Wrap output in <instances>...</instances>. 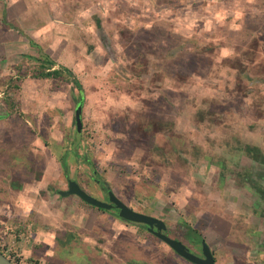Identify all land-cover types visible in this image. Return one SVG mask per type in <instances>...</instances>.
<instances>
[{"label":"rangeland","instance_id":"1","mask_svg":"<svg viewBox=\"0 0 264 264\" xmlns=\"http://www.w3.org/2000/svg\"><path fill=\"white\" fill-rule=\"evenodd\" d=\"M29 37L82 83L78 147L81 91L33 77ZM247 143L264 153V0H0V235L15 250L42 264H196L117 210L58 195L67 172L167 217L175 236L181 220L195 227L217 264L263 262L264 247L262 258L246 248L264 207L236 199L227 170Z\"/></svg>","mask_w":264,"mask_h":264},{"label":"flooded vegetation","instance_id":"2","mask_svg":"<svg viewBox=\"0 0 264 264\" xmlns=\"http://www.w3.org/2000/svg\"><path fill=\"white\" fill-rule=\"evenodd\" d=\"M240 152H241L240 157H242L243 159L241 158L242 160L238 161L239 162V163H237L238 166H236V168H234V169H229L226 167L227 170L229 171L228 175H231V177H233L235 175H236L235 177L240 176V178H236V183L238 185V189L240 190L239 194L237 195L238 198H236V199H239V197H242V198H244V201L246 203H252V204H259L260 203L264 207V153L261 150L260 152L257 153V155H256L257 157L253 158V156L250 155L249 152L247 150H245V148L243 146H242ZM230 163L232 164L233 162H230ZM89 166L92 167L91 165H89ZM92 170H93V174H95L96 170L93 169V167H92ZM65 177L67 179V186L65 187V189H68V186H69L68 181L72 178L69 177V173H67V172H66ZM95 180H97L100 183L101 194H98L99 198L97 197V195H93L89 191H88V193H90L91 195L95 196L98 199H101V200L106 201V202H110L109 192L110 191L114 192V190L111 189L109 187V185H106L105 182H103L99 179H95ZM82 188H84V187H82ZM59 190L60 189L56 190V193L58 195H60ZM114 194H115V192H114ZM115 195L118 198H120L117 194H115ZM75 196L78 197L77 195H75ZM79 201L83 202L84 200L79 198ZM126 204L137 212H141L144 214H149V215L155 216L154 214H151L148 211H138L136 208H133L128 203H126ZM97 208H99V207H97ZM100 209H102V208H100ZM110 209H115L119 213V209L115 206L111 207ZM255 216L257 219H259V217L257 215H255ZM156 217L164 220V222H165L166 228L163 230V233L171 236L172 238H175V239L182 241L186 246H188V248L193 253H196V254L202 256V247H203L202 242H203V240L206 241V239L203 238V236H201L200 238H197L196 236H194L195 234H200V232L195 227L183 225L184 223L181 220L180 225L182 226L181 228H182V231L184 232V235H185L184 238H181L178 235H176V236L174 235V231L176 229L175 223H173V225H172L171 222L168 220V218L163 216V215L162 216L157 215ZM122 219L126 220L124 218H122ZM257 219H256V223H257ZM128 222H130V221H128ZM131 223H134L137 225H143V228L146 229L147 231H149V225L146 223H139V222H133V221H131ZM177 223H180V222L178 221ZM228 225L230 227V225H231L230 220L228 221ZM257 226L259 227V229H263V231H261L262 236L260 238H257L256 241L252 242V244H254V246H252V247L249 246V248H246V249H247V251H256L255 258H257L259 255L262 258V255L260 254V252H262V250H263L262 248L264 247V215H263V220H261V225H257ZM154 229H156V227H154ZM151 233H153V232H151ZM165 244H166V242H165ZM261 246H262V248H261ZM210 247L212 249V252L214 254L216 264H217V253H215L217 251H216L215 247H212L211 245H210ZM244 248H245V246L243 247V249ZM245 264H247V263H245ZM256 264H264V261L256 263Z\"/></svg>","mask_w":264,"mask_h":264},{"label":"trees","instance_id":"3","mask_svg":"<svg viewBox=\"0 0 264 264\" xmlns=\"http://www.w3.org/2000/svg\"><path fill=\"white\" fill-rule=\"evenodd\" d=\"M77 6V5H76ZM72 15V12H70ZM11 25V24H10ZM17 31H20V33L24 34L23 30L21 28H17ZM29 41L32 47H37L39 50V55L35 58L38 63L36 64V67L34 68V71L32 73L33 77L38 79H56V80H67L68 82H71L75 87L79 89V92L81 91V99L83 98V86L82 83L75 77V75L72 73L71 69L65 65H61V67H56L58 62L55 60V58L51 57V55L45 53L43 51V48L40 46V44L29 37ZM32 56V55H31ZM254 56V55H253ZM12 76L9 81L7 82V91L12 90L13 88H19L18 82L22 79V76ZM13 80V81H12ZM14 82V83H12ZM250 89H248L249 91ZM9 98H11L10 105L12 108H15L16 101L12 99L11 94L8 95ZM81 101V100H80ZM79 103V102H78ZM216 113V107L211 106L210 108L203 109L199 112V117L197 118V121L203 122L206 120V115H208V118ZM75 125L76 124V116H75ZM159 124L156 123L154 125V128H160L158 126ZM82 130V127H81ZM82 132V131H81ZM77 131V126L75 127V135L73 137L72 144L75 145L76 143L81 142L82 140V133ZM80 138V141L76 140V138ZM77 146V145H75ZM71 147V150L73 154L78 158L79 151L77 147ZM245 150L249 152L250 155L253 156V158L257 157V153L261 151L258 147H253L251 145H248V143L243 146ZM193 148V147H192ZM197 150V148H195ZM194 150V149H193ZM192 151V150H190ZM87 160V159H86ZM88 161V160H87ZM225 167V166H224ZM239 173V172H238ZM66 174V173H65ZM189 226V225H188ZM26 231V226L16 225L14 229H12V235L15 240H19L22 234H24ZM3 235V234H2ZM0 235V250L8 257L10 258L15 264H42L41 261L38 258L33 257L32 255L23 254L19 250H15L10 243L12 240V237H7L5 240Z\"/></svg>","mask_w":264,"mask_h":264},{"label":"water","instance_id":"4","mask_svg":"<svg viewBox=\"0 0 264 264\" xmlns=\"http://www.w3.org/2000/svg\"><path fill=\"white\" fill-rule=\"evenodd\" d=\"M109 51L107 39H104ZM83 99L77 104L75 109L77 130H81L82 127V109H83ZM68 189L60 190L59 194L64 196L77 195L85 202L94 205L99 208H111L113 206L119 209V216L133 222L146 223L149 225V231L153 232L156 236L160 237L165 241L171 248H173L182 257L196 263V264H216V260L210 245L203 240L202 244V256L193 253L188 246H186L182 241L172 238L171 236L163 233L166 228L164 220L149 214H144L137 212L128 206L124 201L118 198L113 191L109 192L110 202L103 201L96 198L95 196L88 193L80 183L75 179H70L68 181ZM156 227V229H154ZM0 264H15L10 258H8L0 250Z\"/></svg>","mask_w":264,"mask_h":264},{"label":"crops","instance_id":"5","mask_svg":"<svg viewBox=\"0 0 264 264\" xmlns=\"http://www.w3.org/2000/svg\"><path fill=\"white\" fill-rule=\"evenodd\" d=\"M66 1H68V0H66ZM57 4V5H56ZM56 4H55V6H57V8H58V10H59V8H60V6L58 5V3L56 2ZM40 6V8H41V10L44 8V6H45V4H40L39 5ZM69 6V5H68ZM62 8H60V10H61ZM72 14H73V12H72ZM20 15H21V13H20ZM26 17V16H25ZM56 28V27H55ZM52 29V28H51ZM50 29V30H51ZM55 30V29H54ZM68 45V41H67V43L64 45V47H65V49L66 50H68L69 48H66V46ZM70 45V44H69ZM71 46V45H70Z\"/></svg>","mask_w":264,"mask_h":264}]
</instances>
